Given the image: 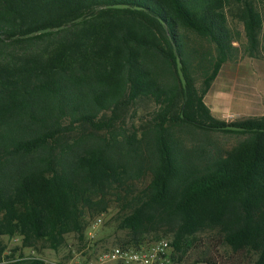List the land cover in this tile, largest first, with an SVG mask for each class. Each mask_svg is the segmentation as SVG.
I'll use <instances>...</instances> for the list:
<instances>
[{"label": "trees", "instance_id": "trees-1", "mask_svg": "<svg viewBox=\"0 0 264 264\" xmlns=\"http://www.w3.org/2000/svg\"><path fill=\"white\" fill-rule=\"evenodd\" d=\"M233 5L247 53L258 57L256 0H0V237L57 250L77 234L83 244L88 214L149 170L150 184L123 196L120 245L159 239L146 235L165 227L179 259L197 234L217 231L234 253L264 264V116L227 122L204 100L239 51ZM140 99L157 106L141 141L116 126ZM178 127L247 137L225 155L201 148L195 158L179 147ZM5 250L0 239V263ZM202 255L224 263L211 248Z\"/></svg>", "mask_w": 264, "mask_h": 264}, {"label": "rangeland", "instance_id": "rangeland-1", "mask_svg": "<svg viewBox=\"0 0 264 264\" xmlns=\"http://www.w3.org/2000/svg\"><path fill=\"white\" fill-rule=\"evenodd\" d=\"M259 9L264 17V1L256 0ZM237 5H233L231 9H227L230 26L233 28L237 39L235 45L238 46L239 51L234 60L227 62L213 83L211 89L204 97L206 104L210 107V102L216 101L217 98H227L231 103L227 108L228 113L220 115V119L227 122L238 121L248 117L264 116V29L261 34V47L258 57H251L246 50L248 44L245 35L243 23L236 17L239 12ZM226 107V106H225ZM157 109L156 104L151 99H140L131 106L128 112L123 116V122H118L117 127L124 124L126 128L131 131L138 130L139 141L145 139L144 133L147 128V120L153 110ZM80 129H84L80 128ZM87 131L90 128L86 127ZM106 130L100 131L104 133ZM129 131V132H131ZM174 137L181 143L180 148L186 155L190 157H199V153L195 152L199 149H204L209 158H214L219 154H227L240 141L244 140L247 135L240 133L224 132L220 129H212L209 131L190 128H175ZM145 145V144H144ZM144 154L147 153V148H143ZM196 154V155H193ZM152 175L148 170L139 177H130L126 183L124 190H114L113 193L107 197L106 202L108 207L104 212L94 215L88 214V227L93 226L94 221L98 216L103 217V224L97 226L98 236L93 242L95 243L91 257H96L97 254L104 252L109 247L120 245V239L125 237V231L117 229L120 218L127 211L125 210L128 202L123 196L126 192L138 194L144 190L151 182ZM130 200V199H129ZM87 230L85 236V243L87 241ZM164 227L160 231H153L146 236L155 237L159 239H168L172 241L173 234L167 233ZM77 234L67 235L66 243L59 249H52L44 242L38 244L37 247H25L22 244V237L19 235L9 236L2 235L1 241L6 246L3 256V261L0 264L10 263L15 259L39 258L41 260L46 258H67L71 254L72 249L79 248L80 241H78ZM196 244L190 249L183 258H179V264H207L203 261V250L211 248L212 253L223 264H252L253 255H245L241 253H234L230 247L223 244L221 237L217 231H207L197 234ZM153 239V240H159ZM150 239V241H153ZM180 256V255H179Z\"/></svg>", "mask_w": 264, "mask_h": 264}, {"label": "built area", "instance_id": "built-area-1", "mask_svg": "<svg viewBox=\"0 0 264 264\" xmlns=\"http://www.w3.org/2000/svg\"><path fill=\"white\" fill-rule=\"evenodd\" d=\"M98 216L87 230V241L73 248L67 258H46L41 264H179L172 241L159 239L139 245H115L91 257L98 236L97 226L103 224Z\"/></svg>", "mask_w": 264, "mask_h": 264}, {"label": "crops", "instance_id": "crops-1", "mask_svg": "<svg viewBox=\"0 0 264 264\" xmlns=\"http://www.w3.org/2000/svg\"><path fill=\"white\" fill-rule=\"evenodd\" d=\"M230 104H232L231 100L227 98H217L215 102L214 101L210 102V109L212 114L219 118L220 115H225L228 113L230 107L228 109L227 106H229Z\"/></svg>", "mask_w": 264, "mask_h": 264}, {"label": "water", "instance_id": "water-1", "mask_svg": "<svg viewBox=\"0 0 264 264\" xmlns=\"http://www.w3.org/2000/svg\"><path fill=\"white\" fill-rule=\"evenodd\" d=\"M63 27L64 26L62 25V26H60V27H58L56 29L63 28ZM50 30H51V28H46V29L40 30L39 32H48ZM178 73H179V76H180L183 84H186L187 79H186L185 74H184V71L182 69V63H181L180 60H178ZM225 128L226 129H229V130H235V131H240V130H243L244 129V127L237 126V125H233V124H229Z\"/></svg>", "mask_w": 264, "mask_h": 264}]
</instances>
